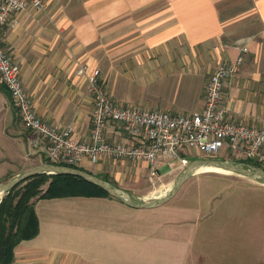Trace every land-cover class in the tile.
<instances>
[{"label":"crops","instance_id":"1","mask_svg":"<svg viewBox=\"0 0 264 264\" xmlns=\"http://www.w3.org/2000/svg\"><path fill=\"white\" fill-rule=\"evenodd\" d=\"M45 1L44 13L13 15L2 41L48 124L74 125L75 138L89 141V75L97 69L123 107L200 111L211 75L247 46L224 103L230 121L264 128V0ZM130 135L116 122L106 130L112 143H128ZM33 137L0 83V183L48 160L44 147L30 148ZM132 162L148 171L145 162L111 158L85 159L80 167L134 180L135 169L125 170ZM35 208L39 234L15 249L13 264H264V249L261 256L259 242L245 241L241 226L211 224L205 206L174 198L140 209L111 197L71 196L39 199Z\"/></svg>","mask_w":264,"mask_h":264},{"label":"built area","instance_id":"2","mask_svg":"<svg viewBox=\"0 0 264 264\" xmlns=\"http://www.w3.org/2000/svg\"><path fill=\"white\" fill-rule=\"evenodd\" d=\"M27 11L44 13L46 1L0 0V83L8 90L23 125L34 134L30 148L44 147L52 163L79 166L85 159L97 162L102 158L145 162L152 184L161 179L162 166L173 171L183 169L190 158L201 154L217 159L224 148L264 167V128L230 121L224 103L226 85L240 72L249 47H241L234 61H224L217 67L206 86L205 106L191 114L123 107L101 82L100 71H93L89 75V95L94 100L93 125L89 141L80 142L74 136V125L59 129L34 111L33 101L22 83L21 67L3 46L2 37L11 17ZM110 122L125 127L131 134L128 143L108 141L106 130Z\"/></svg>","mask_w":264,"mask_h":264},{"label":"rangeland","instance_id":"3","mask_svg":"<svg viewBox=\"0 0 264 264\" xmlns=\"http://www.w3.org/2000/svg\"><path fill=\"white\" fill-rule=\"evenodd\" d=\"M200 158L205 157L200 154L198 157L190 158V162ZM217 159H225L240 163H243L241 161L249 160L236 153L230 152L228 148H224ZM125 166L126 172L133 167L138 177L134 180H131L129 176L124 177L122 181H116L113 177H110L112 181L116 183V187L127 191L137 201L154 199L156 198L155 196L165 195L184 169H178L174 174L163 173L161 171V179L156 184H152L149 180L148 171L143 170L139 164H135L134 167L132 162L125 164ZM251 166L256 168L254 165ZM24 171L25 170L20 172V174ZM90 173L95 175L96 173L101 175L105 174V172H99L96 169H93ZM42 175L44 176L40 180L44 182L42 190L45 191L48 185L53 181V177L52 175L50 176V174ZM26 183L25 181L24 184H21L24 186ZM6 195L7 193L1 194L0 204ZM174 200L186 204L189 202V204L196 206H205L206 213L211 218L210 223L216 226H241L244 230L242 235L245 241L250 242L254 240L255 242H259L262 256V250L264 249L263 183L244 176L229 173H201L191 177ZM252 229L257 230V232L252 233ZM245 249L247 253V256L245 255L246 261L247 258H250V245L246 244Z\"/></svg>","mask_w":264,"mask_h":264},{"label":"trees","instance_id":"4","mask_svg":"<svg viewBox=\"0 0 264 264\" xmlns=\"http://www.w3.org/2000/svg\"><path fill=\"white\" fill-rule=\"evenodd\" d=\"M241 162L264 168L253 160ZM58 164L87 171L79 166ZM43 176L37 175L26 180L24 186H22L24 182L19 184L7 193L0 204V263L2 264H13L15 249L23 241L31 240L39 234V219L35 208L37 200L92 195L114 198L97 185L70 175H52L53 181L43 191L44 182L40 180ZM100 177L116 186L109 177Z\"/></svg>","mask_w":264,"mask_h":264},{"label":"water","instance_id":"5","mask_svg":"<svg viewBox=\"0 0 264 264\" xmlns=\"http://www.w3.org/2000/svg\"><path fill=\"white\" fill-rule=\"evenodd\" d=\"M206 168H213L214 170L217 169L223 172H229L230 174L244 176L264 184V168H255L245 163L234 162L225 159L200 158L193 160L182 170L172 185V188H170V190L165 195L156 197L154 199L137 201L127 191L116 187L109 181H106V179H103L93 173L91 174L90 172L81 169L55 163H43L39 166L36 165L35 167L25 170L23 173L19 174L14 179L6 183H0V194L9 193L19 184L23 183V181L25 182L26 180L37 175H70L97 185L108 192L112 197L123 201L128 206L140 209H151L163 206L170 202L173 198L175 199L177 194L180 192L182 187L188 183L190 178L197 175L201 172V170Z\"/></svg>","mask_w":264,"mask_h":264},{"label":"bare ground","instance_id":"6","mask_svg":"<svg viewBox=\"0 0 264 264\" xmlns=\"http://www.w3.org/2000/svg\"><path fill=\"white\" fill-rule=\"evenodd\" d=\"M207 172H217V173H222V174H228L229 173V172L227 173V172H223V171H220V170H217V169L214 170L213 168H206V169L201 170V172L198 173V174L207 173ZM159 196H162V195H159ZM159 196H155V197H159ZM0 198H1V194H0Z\"/></svg>","mask_w":264,"mask_h":264}]
</instances>
